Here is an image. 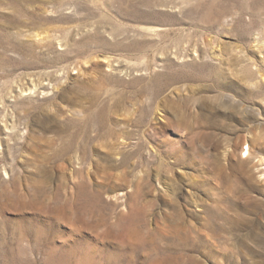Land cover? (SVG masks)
Masks as SVG:
<instances>
[{
  "label": "rangeland",
  "instance_id": "obj_1",
  "mask_svg": "<svg viewBox=\"0 0 264 264\" xmlns=\"http://www.w3.org/2000/svg\"><path fill=\"white\" fill-rule=\"evenodd\" d=\"M263 210L264 0H0V264H264Z\"/></svg>",
  "mask_w": 264,
  "mask_h": 264
},
{
  "label": "bare ground",
  "instance_id": "obj_2",
  "mask_svg": "<svg viewBox=\"0 0 264 264\" xmlns=\"http://www.w3.org/2000/svg\"><path fill=\"white\" fill-rule=\"evenodd\" d=\"M32 89H34V88H32ZM112 133V132H111ZM249 153V147H246V152H245V154L247 155ZM262 212H264V210L262 211Z\"/></svg>",
  "mask_w": 264,
  "mask_h": 264
}]
</instances>
